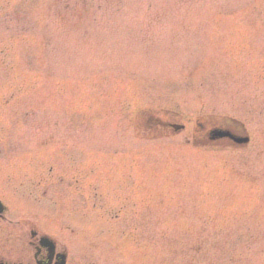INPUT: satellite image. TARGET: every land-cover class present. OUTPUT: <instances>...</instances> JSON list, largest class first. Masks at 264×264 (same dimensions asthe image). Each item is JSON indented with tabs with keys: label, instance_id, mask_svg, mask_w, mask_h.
<instances>
[{
	"label": "rangeland",
	"instance_id": "rangeland-1",
	"mask_svg": "<svg viewBox=\"0 0 264 264\" xmlns=\"http://www.w3.org/2000/svg\"><path fill=\"white\" fill-rule=\"evenodd\" d=\"M0 198L68 264H264V0H0Z\"/></svg>",
	"mask_w": 264,
	"mask_h": 264
},
{
	"label": "flooded vegetation",
	"instance_id": "flooded-vegetation-1",
	"mask_svg": "<svg viewBox=\"0 0 264 264\" xmlns=\"http://www.w3.org/2000/svg\"><path fill=\"white\" fill-rule=\"evenodd\" d=\"M2 203V199L0 198ZM4 226V225H3ZM2 226V211L0 212V264H59V254L65 251L54 244V251L50 250L48 243H42L47 236L40 235L36 230L31 229L23 233L7 229ZM28 238H26V236ZM26 240V241H25Z\"/></svg>",
	"mask_w": 264,
	"mask_h": 264
},
{
	"label": "water",
	"instance_id": "water-1",
	"mask_svg": "<svg viewBox=\"0 0 264 264\" xmlns=\"http://www.w3.org/2000/svg\"><path fill=\"white\" fill-rule=\"evenodd\" d=\"M216 136H226L227 134H224V133H221V132H218L215 134ZM241 142H246V140H241Z\"/></svg>",
	"mask_w": 264,
	"mask_h": 264
}]
</instances>
